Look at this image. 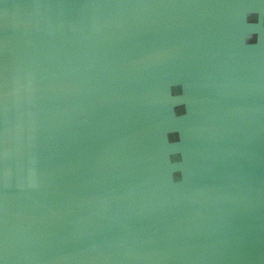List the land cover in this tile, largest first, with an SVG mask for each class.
I'll return each mask as SVG.
<instances>
[{
  "label": "water",
  "instance_id": "water-1",
  "mask_svg": "<svg viewBox=\"0 0 264 264\" xmlns=\"http://www.w3.org/2000/svg\"><path fill=\"white\" fill-rule=\"evenodd\" d=\"M0 264H264V0H0Z\"/></svg>",
  "mask_w": 264,
  "mask_h": 264
}]
</instances>
